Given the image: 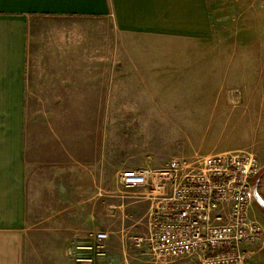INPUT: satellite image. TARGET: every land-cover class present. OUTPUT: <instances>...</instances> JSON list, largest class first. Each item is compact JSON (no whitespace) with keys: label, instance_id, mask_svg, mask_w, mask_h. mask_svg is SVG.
Instances as JSON below:
<instances>
[{"label":"crops","instance_id":"obj_1","mask_svg":"<svg viewBox=\"0 0 264 264\" xmlns=\"http://www.w3.org/2000/svg\"><path fill=\"white\" fill-rule=\"evenodd\" d=\"M211 21L209 0H0V264H25L37 186L73 199L62 209L75 221L57 233L74 239L67 247L105 231L113 250L125 247V230L148 229V199L112 209L122 169L102 122L173 118V96L158 99L181 81L173 51L212 49ZM109 248L97 264H113ZM66 261L41 255V264Z\"/></svg>","mask_w":264,"mask_h":264},{"label":"rangeland","instance_id":"obj_2","mask_svg":"<svg viewBox=\"0 0 264 264\" xmlns=\"http://www.w3.org/2000/svg\"><path fill=\"white\" fill-rule=\"evenodd\" d=\"M209 3L214 30L212 49H180L182 46H179L173 51V78L181 81L173 82V94L161 89L158 97L170 101L173 96V106L168 109L173 111V118H115L102 122L103 130L112 135L108 143L114 151L115 173L122 169L115 176L112 209L126 211L127 201L136 205L145 200L142 189L120 185L118 175L123 171L149 165L164 166L175 156L246 152L254 154L261 164L256 186L261 201L252 202L249 215L264 231V0H209ZM147 89L146 101L149 99ZM146 101L143 106L148 109L151 104ZM154 108L158 111V104ZM35 171L39 175L40 171L36 168ZM66 188L71 190L68 185ZM33 196L29 218L35 222L32 230L38 231V236L27 239L25 264H41V255L50 253L66 257L67 264H97L99 257L105 258L107 243L105 253L99 255L86 247H77L76 243L67 247L74 239H69L66 231L65 239L58 237L60 228L64 232L60 224L68 226L75 221L65 215L72 208L62 209L73 202L72 198L58 202L47 190L41 192L40 186ZM146 210L148 212L149 208ZM61 216L64 221L59 223ZM123 233L125 247L109 248L113 264H131L132 261L201 264L196 255L183 258L153 255L146 242L149 223L144 233L133 230ZM65 246L67 254H64ZM248 250L252 264H264V234L260 240L249 244ZM80 257L85 261H79ZM188 258L190 262L184 260Z\"/></svg>","mask_w":264,"mask_h":264},{"label":"built area","instance_id":"obj_3","mask_svg":"<svg viewBox=\"0 0 264 264\" xmlns=\"http://www.w3.org/2000/svg\"><path fill=\"white\" fill-rule=\"evenodd\" d=\"M260 168L259 159L246 152L175 156L164 166L123 171L118 181L142 189L150 201L146 242L153 255L252 264L246 246L264 234L249 215ZM88 238L77 247L103 255L108 232L91 231Z\"/></svg>","mask_w":264,"mask_h":264},{"label":"water","instance_id":"obj_4","mask_svg":"<svg viewBox=\"0 0 264 264\" xmlns=\"http://www.w3.org/2000/svg\"><path fill=\"white\" fill-rule=\"evenodd\" d=\"M255 199H257V201L259 200V195H258V192H257V187L255 188ZM259 201H261V200H259Z\"/></svg>","mask_w":264,"mask_h":264},{"label":"bare ground","instance_id":"obj_5","mask_svg":"<svg viewBox=\"0 0 264 264\" xmlns=\"http://www.w3.org/2000/svg\"><path fill=\"white\" fill-rule=\"evenodd\" d=\"M90 250H91V249H90ZM78 260H79V261H85V258L80 257V258H78Z\"/></svg>","mask_w":264,"mask_h":264},{"label":"flooded vegetation","instance_id":"obj_6","mask_svg":"<svg viewBox=\"0 0 264 264\" xmlns=\"http://www.w3.org/2000/svg\"><path fill=\"white\" fill-rule=\"evenodd\" d=\"M256 200V199H255Z\"/></svg>","mask_w":264,"mask_h":264}]
</instances>
